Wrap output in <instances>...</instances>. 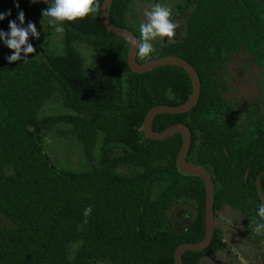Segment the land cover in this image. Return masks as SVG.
I'll use <instances>...</instances> for the list:
<instances>
[{
  "label": "trees",
  "instance_id": "trees-1",
  "mask_svg": "<svg viewBox=\"0 0 264 264\" xmlns=\"http://www.w3.org/2000/svg\"><path fill=\"white\" fill-rule=\"evenodd\" d=\"M133 1H113L114 24L133 30L127 19ZM16 2L0 0V12L11 10L0 20V30L10 31V20L19 24L22 9L23 27L31 21L40 32L45 22L58 34L42 16L51 0H18L19 9ZM179 8L191 12L182 40L154 46L149 57L137 54V60L168 54L187 59L199 72L201 95L187 112L156 115L153 128L188 124L193 140L187 158L211 172L216 216L229 205L243 212L249 231L259 225L264 232L259 215L264 116L241 126V114L227 112L215 77L240 41L264 56V5L261 0H184ZM94 15L64 22L59 43L50 48L30 33L35 53L22 61H0V214L12 223L8 227L0 221V264H175L180 243L205 236L206 186L203 178L183 173L177 164L182 135L153 140L142 129L150 108L178 105L190 97V75L172 64L133 71L127 38L109 32L100 11ZM83 44L95 54V73L85 64ZM0 47L15 53L4 36ZM51 101L61 103L64 111L42 115ZM258 110L248 106L243 112L251 116ZM55 130L53 142L65 137L83 145L86 166L53 161L45 136ZM181 203L193 211L188 207L182 216L170 215ZM88 207L92 211L85 217ZM224 247L216 226L210 246L186 251L184 263L199 264L206 253Z\"/></svg>",
  "mask_w": 264,
  "mask_h": 264
},
{
  "label": "rangeland",
  "instance_id": "rangeland-1",
  "mask_svg": "<svg viewBox=\"0 0 264 264\" xmlns=\"http://www.w3.org/2000/svg\"><path fill=\"white\" fill-rule=\"evenodd\" d=\"M160 4L163 6H168L173 15L171 19L180 25L176 29V36L174 38H161L157 37L152 40L151 43L154 46L170 44L175 40H179L184 34L186 29V21L189 16V13H180L177 6L179 3H184V0H134L130 4V8L127 13V19L131 26H133L137 32L140 34L139 28L140 24L146 22L144 15V9L153 4ZM53 30H49L47 24L42 22V29L40 31L39 41L46 47L50 48L53 44L57 45L60 41L61 35L58 33L56 35L52 34ZM81 52L85 58V64L90 72H97L96 65H94L95 54L91 48H87L85 44L79 46ZM24 53V52H23ZM7 56H10L8 53L4 52L0 47V61L5 59ZM233 75L231 74V88L234 89L232 96L233 100L231 103L235 105H241L243 102L253 101L259 102L260 97L258 94H253L250 96V93L247 89H252V87L244 84L245 81H251L248 78L250 77L249 71L247 68L241 64H233ZM248 67V66H246ZM251 69V68H250ZM260 79L262 76L259 77ZM258 80V79H257ZM257 89L255 88L254 92ZM229 97V96H228ZM253 97V98H251ZM264 103V102H263ZM260 104L261 111L254 112L253 115L249 116L243 114L240 116L237 122L241 126H248L252 123V120L259 119L261 116H264V104ZM64 111V107L61 103L56 101H51L45 108L41 111L42 115L59 113ZM57 130L53 133H49L45 136L47 143V148L53 159V161L59 165H62L61 162H64L66 165L79 168L81 166H86L87 163L83 162V145L78 143L76 140L69 138H59L53 142ZM55 133V134H54ZM190 204H180L174 210L170 211V215L182 216L184 211L189 207ZM192 209V208H190ZM186 211H190L189 209ZM185 211V212H186ZM193 211V209H192ZM1 224L4 226H12V223L7 220L4 216L0 214ZM244 214L242 211L234 209L229 205H225L221 210L217 212L216 216V226L222 231L224 237L225 247L218 252H208L206 253L199 264H241L239 257L234 253L233 249H236L241 253L244 258L248 261V264H261L264 263V234L262 233V227L257 225L255 227V237L249 236L243 227ZM259 229L260 232L257 233L256 229ZM252 238L253 240H250ZM256 241L260 244L251 243ZM255 244V245H254ZM98 264H107L106 262H98Z\"/></svg>",
  "mask_w": 264,
  "mask_h": 264
},
{
  "label": "water",
  "instance_id": "water-1",
  "mask_svg": "<svg viewBox=\"0 0 264 264\" xmlns=\"http://www.w3.org/2000/svg\"><path fill=\"white\" fill-rule=\"evenodd\" d=\"M114 0H104L100 9V17L106 29L119 36L139 38L137 34L129 27L119 26L113 23L110 17V8ZM127 62L130 68L136 72H147L155 67L162 65H178L184 68L191 77L193 90L190 97L183 103L174 104H158L153 106L147 112L142 129L146 136L153 140H163L176 133H180L183 137L182 145L177 156V164L183 173L196 175L203 178L206 186V232L205 236L200 241H188L180 243L175 249L174 259L175 264H185L183 254L188 250L201 251L210 246L216 230V214H215V182L211 172L201 164L188 160L187 155L191 148L193 140V132L185 122L174 123L163 130H155L153 128V120L160 113H183L193 108L201 95V78L196 67L187 59L175 55L168 54L160 56L144 62L137 60V48L133 47L129 42ZM261 194V193H260ZM264 201V197L261 194Z\"/></svg>",
  "mask_w": 264,
  "mask_h": 264
},
{
  "label": "clouds",
  "instance_id": "clouds-1",
  "mask_svg": "<svg viewBox=\"0 0 264 264\" xmlns=\"http://www.w3.org/2000/svg\"><path fill=\"white\" fill-rule=\"evenodd\" d=\"M33 3L38 2V0H32ZM44 3H49V0H43ZM16 7L19 9V2L17 0ZM101 9V4L99 0H51V6L47 10L42 11L43 17L49 18V24L52 25L57 33H63L64 27L62 26L64 22H75L78 19H86L92 16L95 19V13L99 12ZM11 15V10L8 12H0V20H4L7 16ZM144 15L146 22L140 24V37L137 39L135 37H129V42L133 47L137 48V54L141 58L149 57L156 49L153 47L151 41L157 37L161 38H174L176 36V29L180 25L174 22L171 17L173 15L171 9L168 6H163L160 4H153L144 9ZM26 15L21 9L18 12V24L16 20L9 21L10 31L0 30V36H4L5 43L8 48L15 49V53L7 56L6 59L9 63L16 61H22L27 59L29 54L36 52V48L28 43L30 33L35 35L38 39L40 37V32L37 31L36 24L34 22H27L25 25ZM11 37L9 39L8 37ZM26 48H22L26 45ZM24 55L21 56V52ZM91 207L85 209V217L91 213ZM260 217L264 218V204L260 208ZM257 233L260 230L256 229ZM234 253L239 257L241 264H248V261L244 256L233 249Z\"/></svg>",
  "mask_w": 264,
  "mask_h": 264
},
{
  "label": "flooded vegetation",
  "instance_id": "flooded-vegetation-1",
  "mask_svg": "<svg viewBox=\"0 0 264 264\" xmlns=\"http://www.w3.org/2000/svg\"><path fill=\"white\" fill-rule=\"evenodd\" d=\"M261 3L264 5V0H261ZM180 4H183V3H179L177 6L179 12L180 13H189V16H190V13H191L190 10L182 11L179 8ZM261 15H263V13ZM189 16H188V18H189ZM188 18L186 21V29H187ZM261 28L263 30L264 25H262ZM186 29H185V34H186ZM133 31L137 32V30L134 27H133ZM185 34L179 40H182V38L185 36ZM242 34H245V33H240V35H242ZM138 37H140V34ZM179 40H175V41H179ZM261 47L264 51V40L261 43ZM233 64H241V66L242 65L248 66V67H246V66H244V67L247 68V71H249L250 77L248 79L251 81H245L244 84L252 87L251 90L247 89V91L250 93V96H252L253 94H256V93L258 94V96L260 97L259 102L247 101V102L241 103V105H235V103H233V104L231 103L232 101H234L232 99L233 98L232 93H233L234 89L231 88L232 82H230L231 74L233 75V69H234ZM260 76H262L261 79L259 78ZM215 77H216L217 81L221 84L220 85V93L222 94L224 105L228 106L227 112H232L234 110H237L239 115L240 114L243 115V114H246L243 111L248 106H250L252 108H256L257 106H259V110L257 112H260L262 110L260 104H262L264 102V56H262V57L259 56L257 54V51H256L254 46L248 45L246 41H240L239 44L237 45V47H235L230 52V54L228 55V57L225 60V62L223 63V65L217 70V74L215 75ZM255 88L257 90L254 92ZM251 98H253V97H251ZM243 221H244V219H243ZM256 226H254V231L252 232V231H249V229L244 225V222H243V227H244L245 231L249 234V236L251 235V237L252 236L255 237L254 232H255ZM262 233L264 234L263 231H262ZM223 240H224V237H223ZM250 240H253V239L250 238ZM262 242H264V241H262ZM251 243L252 244L253 243H256V244L259 243L260 244V242L257 243L256 241H252ZM261 264H264V263H261Z\"/></svg>",
  "mask_w": 264,
  "mask_h": 264
}]
</instances>
